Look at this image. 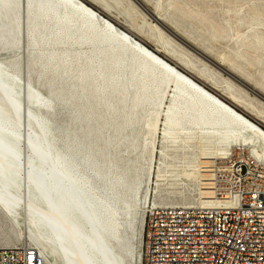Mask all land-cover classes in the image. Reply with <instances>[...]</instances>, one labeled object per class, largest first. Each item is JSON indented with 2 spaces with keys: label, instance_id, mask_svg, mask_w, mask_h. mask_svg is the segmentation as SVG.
<instances>
[{
  "label": "bare ground",
  "instance_id": "1",
  "mask_svg": "<svg viewBox=\"0 0 264 264\" xmlns=\"http://www.w3.org/2000/svg\"><path fill=\"white\" fill-rule=\"evenodd\" d=\"M90 1L111 10L110 1L124 0ZM22 10L31 63L48 92L23 81L18 64L0 60V206L14 225L26 215L28 237L46 264L143 263L146 213L139 204L138 171L146 166L120 165L111 146L149 148V173L157 155L160 169L172 150L191 174L201 176L207 205L226 203L213 195L210 176L235 147H247L264 162L262 126L83 0H0V48L20 43ZM166 25L264 98L255 84ZM136 27L264 118V106L207 63L199 66L159 24ZM256 41L264 51V34ZM59 109L67 120L57 119Z\"/></svg>",
  "mask_w": 264,
  "mask_h": 264
},
{
  "label": "rangeland",
  "instance_id": "2",
  "mask_svg": "<svg viewBox=\"0 0 264 264\" xmlns=\"http://www.w3.org/2000/svg\"><path fill=\"white\" fill-rule=\"evenodd\" d=\"M83 1L102 12L105 16H108V18L121 28L131 32L148 47L158 51L161 56L191 75L195 80L217 94L221 99L237 107L240 112L244 113L264 128V118L256 111L252 110L249 106L236 104L223 86L216 85L210 79L202 75L197 69L183 66L178 62V59L168 54L151 36L140 32L136 27L138 23L145 22L147 27H151L153 23H157V21L144 11L134 0H131L132 2L130 0H124L121 5H116V3L114 4L113 1H110L112 6L111 10L104 9L103 5L100 3L94 4L90 0ZM139 1L151 11L156 19L157 16L161 17V20L159 19L161 23L165 25L168 24L176 29L192 43L214 58L223 61L226 66L233 68L241 77L249 81L252 85L255 84L258 89L264 92V51L260 49L256 41L258 35L264 34V0ZM22 21L20 43L13 49L0 48V60L7 64H18L22 80H31L43 94H47V85L44 83L43 79H39V67L33 66L31 63V49L26 26V13L23 10ZM165 32L172 36L167 30H165ZM177 41L182 44L184 50L191 57L198 61L199 66L207 63L208 67L220 72L222 77L227 79L231 78L227 73L213 66V64L191 48L179 40ZM230 80H233L245 95L248 97L250 96L249 98L253 100L257 107L264 106V100L262 98L236 82L233 78ZM170 92L171 90L169 93ZM164 102V105L168 104V98H166ZM58 111V120L65 121L68 119L66 112L60 109ZM146 130V126L142 128L141 137L145 135ZM157 144L160 147L158 142ZM248 151L250 152L249 149ZM109 152L111 155L117 154L118 161L122 166L126 164L129 166L133 165V168L134 166H146L144 170L138 171L140 176L138 197L140 199L139 204H141V213H146V210L155 202L156 204L180 206L207 205L205 203V194H203L201 189V176L191 174V170L185 167L182 162L181 156H179V158L173 157L172 150H170V157L166 158V163L161 165L160 169L157 168L160 163L159 156L157 155L150 173L148 171L149 148H128L123 142L111 146ZM167 165H169V167ZM146 194L147 200L145 201ZM202 201L205 204H203ZM18 220L19 224L14 225L0 206V247H13L18 245L37 247L28 237L26 215L23 213L20 214ZM7 241L10 243L6 244L5 242Z\"/></svg>",
  "mask_w": 264,
  "mask_h": 264
},
{
  "label": "built area",
  "instance_id": "3",
  "mask_svg": "<svg viewBox=\"0 0 264 264\" xmlns=\"http://www.w3.org/2000/svg\"><path fill=\"white\" fill-rule=\"evenodd\" d=\"M221 205L151 206L142 264H264V162L235 147L211 172ZM0 264H46L30 245L0 247Z\"/></svg>",
  "mask_w": 264,
  "mask_h": 264
},
{
  "label": "water",
  "instance_id": "4",
  "mask_svg": "<svg viewBox=\"0 0 264 264\" xmlns=\"http://www.w3.org/2000/svg\"><path fill=\"white\" fill-rule=\"evenodd\" d=\"M144 11H146L149 15H151L156 21H157V23L161 26V27H163L165 30H167L168 31V29H166V27L164 26V24H162L160 21H158L157 19H156V17H154V15L151 13V11H148V10H146L145 8H144V6L142 5V3H140L138 0H134ZM174 38H176L177 40H179L177 37H176V35H174L173 33H171L170 31H168ZM180 41V40H179ZM180 42H182V41H180ZM183 43V42H182ZM183 44H185V43H183ZM186 45V44H185ZM186 46H188V45H186ZM189 47V46H188ZM189 48H191V47H189ZM193 51H194V49H192ZM196 52V51H195ZM197 53V52H196ZM197 54H199V53H197ZM200 55V54H199ZM200 56H202V55H200ZM203 57V56H202ZM204 58V57H203ZM207 61H208V59H206ZM210 62V61H209ZM211 63V62H210ZM211 64H213L214 65V63H211ZM215 67H217V68H219L217 65H214ZM219 70H221V71H223L222 69H220L219 68ZM223 72H225L226 73V71H223ZM228 74V73H227ZM229 76H231V75H229ZM231 78H233L236 82H238L239 84H241L242 86H244L245 88H247V89H249L250 91H252V89H250L249 87H247L246 85H244L241 81H238L236 78H234V77H232L231 76ZM252 92H254V91H252ZM257 96H259L260 98H262L263 100H264V98L262 97V96H260V95H258L257 93H255ZM260 125V124H259Z\"/></svg>",
  "mask_w": 264,
  "mask_h": 264
},
{
  "label": "crops",
  "instance_id": "5",
  "mask_svg": "<svg viewBox=\"0 0 264 264\" xmlns=\"http://www.w3.org/2000/svg\"><path fill=\"white\" fill-rule=\"evenodd\" d=\"M234 106V105H233ZM237 108V107H236Z\"/></svg>",
  "mask_w": 264,
  "mask_h": 264
}]
</instances>
